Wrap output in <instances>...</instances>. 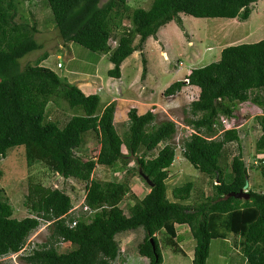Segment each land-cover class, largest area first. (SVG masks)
Wrapping results in <instances>:
<instances>
[{
    "label": "trees",
    "instance_id": "obj_1",
    "mask_svg": "<svg viewBox=\"0 0 264 264\" xmlns=\"http://www.w3.org/2000/svg\"><path fill=\"white\" fill-rule=\"evenodd\" d=\"M258 1L153 0L147 9H132L127 0H108L102 5L101 0H47L62 39L107 55L113 64L108 71L112 78L121 77L122 63L142 50L149 38H157L163 26L175 22L184 30L181 15L245 22L252 14V4ZM18 6L16 0H0V158L23 146L28 167L38 162L64 180L86 182L88 210L78 218L69 216L71 197L64 190L39 182L29 186L25 201L30 216L18 219L5 191L0 190V264L4 256L24 246L40 226L38 218L51 223L50 235L25 259L26 264H113L121 255L116 237L140 228L145 237L138 245L139 254L148 258L149 264H163L157 235L161 234L174 252H181L180 225L188 226L196 241L193 264H207L212 241H225L231 235L240 246L241 264H264V190H248L249 182V199L229 196L250 181L251 169L259 171L264 179V159L247 164L239 144V153L226 172L221 165L224 149L240 141L239 128L235 125L213 138L219 133L215 127L219 119L235 118L238 104L252 101L264 109V39L224 48L218 61L192 69L185 80L174 82L164 91L170 97L188 85L200 89L198 99L189 105L193 118L187 120L195 133L182 141L181 148L187 161L208 177L211 186L206 191L188 178L173 188L170 198L169 172L176 160V147L170 141L177 133L176 123H156L151 110L139 114L132 108L127 131L120 135L115 124V102L101 105L98 94L86 95L50 68H22L20 60L41 50L42 44L36 40L35 21H17ZM125 20H129L128 26ZM113 36H117L115 46L109 44ZM146 74L143 59L142 77ZM51 103H65L73 112L64 125L49 119ZM257 121L262 133L255 144L256 153L264 154V116H257ZM91 131L100 144L96 159L77 153L84 135ZM131 161L136 164L133 168L128 167ZM118 165L121 167L117 169L127 174H138L150 188L142 199L134 196L129 214L121 207L132 193L126 179L100 182L93 177L98 166L112 169ZM143 176L149 177L154 187ZM72 222L76 223L74 227L70 226ZM62 243L73 248L61 253L58 247Z\"/></svg>",
    "mask_w": 264,
    "mask_h": 264
},
{
    "label": "rangeland",
    "instance_id": "obj_2",
    "mask_svg": "<svg viewBox=\"0 0 264 264\" xmlns=\"http://www.w3.org/2000/svg\"><path fill=\"white\" fill-rule=\"evenodd\" d=\"M107 1L101 0V5ZM152 1L127 0L132 9H147L150 7ZM16 3L19 5L17 21H28L30 24H34L33 22L35 21L38 28L36 40L39 44H42L41 50L34 51L20 60L22 68H25L27 65H41L52 69L60 77L67 79L69 82L73 80V76L69 74L71 70L91 72L94 66H99L100 71L98 73L103 77L99 76L103 82L94 85L92 81H87L89 78L87 77L84 78L85 81H79L80 79L74 80L73 84L77 85L85 94L93 92L102 94L101 105L103 106L105 105L104 103L108 102L107 98L109 95L111 101H114L115 93L118 94V98L123 99L117 102L119 114L117 116L116 128L120 135H123L127 131V112L134 108V106L138 108L139 114L151 110L156 115V123L165 120H172L176 123L177 133L174 139L170 141L176 147V160L170 168L168 179L170 198L173 188L185 181H189L188 178L196 181L197 186L206 191L210 189L208 177L201 175L193 168L184 157L181 148L182 141L195 133L193 127L187 125V120L193 118L189 113V105L198 99L200 89L188 85L180 93L170 97L165 96L163 92L174 82L185 80L188 71L218 61L224 48L243 43H256L264 39V0H259L257 3L252 4V14L245 22L224 18L198 19L188 15H181L185 24L184 30L176 23L171 26L169 25V27L168 24L165 27L163 26L165 29L159 30L157 38L152 37L147 40L142 50L137 52L136 59L134 57L131 59L132 67L124 70V78L121 80L112 79L116 82L115 84L107 82L109 81L108 77H110L106 69L108 61L97 65L102 54L94 53L72 42L66 43L62 39L55 26L54 17L47 0H16ZM129 24V20L124 21V25L128 26ZM196 31L200 36L197 35ZM116 42L117 36H113L109 44L114 46ZM138 42L139 37L136 39L135 44H138ZM199 51L201 54L198 53ZM44 56L47 58L39 62ZM143 59L146 60L147 79H144L145 77L142 78ZM59 62L63 67L59 68L57 66ZM182 62L183 67L180 70H176V73L181 71V74L176 75L175 78V71L173 70L177 69L176 65L181 66ZM163 71H166L167 74H164ZM171 74H174V76H171ZM135 79H138L136 84H130L129 87L126 86L130 82L135 81ZM152 81H154L153 84ZM146 97L149 98L147 99ZM261 109V107L252 101L238 104L234 114L236 116L235 120L231 122L239 128L240 141L233 142L224 149L221 165L226 172L230 170L233 157L238 155V146L240 145L243 158L247 164L264 159V154L256 153L255 147L256 141L262 133L257 121V116H260ZM48 110L49 119L57 120L61 125H64L73 114L72 111L66 109L65 103L59 106L51 103ZM223 130H225L224 127H219V133L213 138L221 136ZM99 149L98 138L91 131L84 135L83 143L79 150H77V153L83 158L91 157L96 159ZM123 151L126 153L125 148H123ZM135 166L136 164L132 161L128 165L129 168ZM120 167L121 165H118L111 169L98 166L93 177L100 182L124 181V178L126 179L132 193L125 197L121 203V207L129 214L128 207L135 203L134 196L142 199L150 191V188L138 174H127L126 170L117 169ZM249 175L250 187L248 190L263 191L264 179L260 172L251 169ZM39 182L53 189L64 190L71 197L73 207L69 216L78 218V216L81 217L87 213L85 205L86 182L73 178L64 180L38 162L33 167H28L23 146L9 150L5 158H0V190L5 191L7 198L12 204L15 218L23 219L30 216L25 201L29 193V186ZM50 224L44 222L43 225H40L28 236L26 245L29 244L32 247L30 252L25 251L22 254L17 252L12 255L10 254L2 258L1 262L3 264H26L25 259L31 256L38 249L36 246L44 243L50 235ZM177 229L180 237L182 236V239L179 240L181 252L178 253L165 245L161 234L157 235L164 258L163 264H193L196 241L191 236L188 226L180 225ZM144 237L145 233L142 228L119 234L116 239L121 248V255L113 264H149V259L142 257L138 251V245L143 241ZM235 241L233 235L229 236L225 241L221 239L213 240L207 264H241V249ZM72 248L73 246L71 245L60 244L58 250L62 253L70 251Z\"/></svg>",
    "mask_w": 264,
    "mask_h": 264
},
{
    "label": "crops",
    "instance_id": "obj_3",
    "mask_svg": "<svg viewBox=\"0 0 264 264\" xmlns=\"http://www.w3.org/2000/svg\"><path fill=\"white\" fill-rule=\"evenodd\" d=\"M233 20H236V19H233ZM175 22H171V23H169L168 24V27H169V25L171 26L172 24H174ZM167 26V25H166ZM184 26H185V24H184ZM165 27V26H164ZM164 27H162V28H164ZM161 28V29H162ZM167 28V27H166ZM191 28H194V27H191ZM165 29V28H164ZM176 29V28H175ZM196 30V29H195ZM165 31V30H164ZM196 33H197V31H196ZM252 33V32H251ZM258 34V33H257ZM256 34V35H257ZM197 35H199L200 36V34L199 33H197ZM166 36V35H165ZM167 37H169V36H167ZM150 39V38H149ZM148 39V40H149ZM147 42V41H146ZM170 47V46H169ZM168 51H169V48H168ZM196 51H198L197 49H196ZM137 52H139V51H135L130 57H128L123 63H122V65H121V77L120 78H116L115 80H121V79H123L124 78V70L126 69V68H131L132 67V62H131V59L134 57H136V55H137ZM198 53H200L201 54V52L199 51ZM172 55H174L173 53H172ZM215 57H216V55H215ZM136 59V58H135ZM105 61H108L107 63H106V69H107V73H108V71L110 70V69H112L113 68V64L109 61V58H108V56L107 55H105V54H102L101 56H100V59L98 60V62H97V65H99V63H104ZM180 61V60H179ZM181 62V61H180ZM101 65V64H100ZM177 66V69H175V70H173V71H175L174 73H175V76H174V74H171V76H174L175 78H176V75L178 76V75H180L181 74V71H178V73H176V70H180L181 69V67H183V62H182V65L181 66H179V65H176ZM100 71V67L99 66H94L93 67V71H89V72H81V71H74V70H71L70 72H69V74L71 75V76H73V80H71V81H69V82H71V83H74V80H77V79H80L79 81H85L84 80V78H87V77H89L88 79H87V81H92L93 82V84L95 85H98L99 83H101V82H103L102 81V76L98 73ZM163 73L164 74H167V72L166 71H163ZM190 73V71H188V73L186 74V75H188ZM99 76H101L102 78H100ZM148 76H149V74H148ZM83 78V79H82ZM143 78V77H142ZM108 79H109V81H107V82H110V83H112V84H115L116 82L114 81V80H112V79H114V78H112V77H108ZM144 79H147V76H145V78ZM111 80V81H110ZM137 80L138 79H135V81H133V82H130L129 83V85H126V86H130V84H136L137 83ZM86 81V82H87ZM123 82V81H122ZM121 82V83H122ZM153 82L154 81H152V84H153ZM122 85H124L123 83H122ZM150 86H152L151 84H149ZM105 89V88H104ZM166 90V89H165ZM97 91V90H96ZM163 92V91H162ZM164 93V92H163ZM91 94H98L100 97H101V102H102V94H99L98 92H93V93H91ZM91 94H86V95H91ZM152 94V93H151ZM109 95V94H108ZM112 95V94H111ZM115 97L113 98L114 99V101H111V98H110V95H109V97L107 98L108 99V102H106V103H104L105 105H107V104H110V103H112V102H115V104H116V112H115V124H116V122H117V116H118V114H119V106H118V103L117 102H119V101H122L123 99H121V98H118V94L117 93H115ZM121 97H122V95H121ZM147 99L149 98V97H146ZM121 99V100H120ZM152 99V98H151ZM134 108H136L135 106H134ZM137 110H138V108H136ZM128 112H129V110H128ZM128 112H127V119H128ZM138 113H140L139 111H138ZM146 113V112H145ZM142 114H144V113H142Z\"/></svg>",
    "mask_w": 264,
    "mask_h": 264
},
{
    "label": "built area",
    "instance_id": "obj_4",
    "mask_svg": "<svg viewBox=\"0 0 264 264\" xmlns=\"http://www.w3.org/2000/svg\"><path fill=\"white\" fill-rule=\"evenodd\" d=\"M117 43V42H116ZM116 45V44H115ZM114 45V46H115ZM58 67L59 68H61L62 67V64L61 63H58ZM260 115L261 116H264V109H261V111H260ZM232 120H235L234 118H227V119H225V116H222L220 119H219V123H217L216 125H215V127H218V129H219V127H224L225 128V130H223V132L224 131H226V130H230V129H232L233 127H234V123L232 124ZM230 125H232V126H230ZM86 210H88V208H86ZM71 211H72V209H71ZM70 213V212H69ZM79 217V216H78ZM38 220L40 221V225H43L44 224V222H46V223H50V222H47V221H44L42 218H38ZM75 222H72V223H70V226L71 227H74L75 226ZM62 244H68V243H62ZM29 247V249H27ZM37 247V246H36ZM31 249H32V247L29 245V244H25V246L21 249V251L19 252L20 254H22L23 252H25V251H31Z\"/></svg>",
    "mask_w": 264,
    "mask_h": 264
},
{
    "label": "water",
    "instance_id": "obj_5",
    "mask_svg": "<svg viewBox=\"0 0 264 264\" xmlns=\"http://www.w3.org/2000/svg\"><path fill=\"white\" fill-rule=\"evenodd\" d=\"M145 178V180L147 181V183L151 186L154 187V183L149 179V177L147 176H143ZM249 187V181L247 180L246 185L244 186V188L239 191L238 193H230L229 196L235 197V198H245V199H249L250 198V194L247 192V189ZM151 242L153 243V240L151 239Z\"/></svg>",
    "mask_w": 264,
    "mask_h": 264
},
{
    "label": "clouds",
    "instance_id": "obj_6",
    "mask_svg": "<svg viewBox=\"0 0 264 264\" xmlns=\"http://www.w3.org/2000/svg\"><path fill=\"white\" fill-rule=\"evenodd\" d=\"M40 224H41V223H40ZM26 241H27V240H26ZM25 244H26V242H25ZM25 244H24V246H25ZM24 246H23V247H24ZM23 247H22V248H23ZM22 248H21V249H22ZM37 248H38V246H37ZM21 249H20L17 253H19V252L21 251ZM12 254H13V253H11V255H12ZM8 255H10V254H8ZM8 255H6V256H8ZM6 256H4L3 258H5ZM1 260H2V259H1Z\"/></svg>",
    "mask_w": 264,
    "mask_h": 264
}]
</instances>
